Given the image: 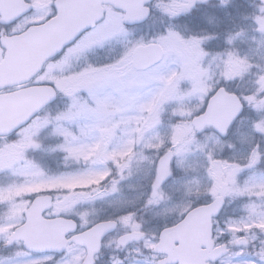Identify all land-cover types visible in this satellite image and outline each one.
<instances>
[{"label":"rangeland","instance_id":"rangeland-1","mask_svg":"<svg viewBox=\"0 0 264 264\" xmlns=\"http://www.w3.org/2000/svg\"><path fill=\"white\" fill-rule=\"evenodd\" d=\"M49 2L50 0H36L38 7L34 19L41 20L48 15ZM204 2L210 3H206L204 8L207 13L202 15L201 4ZM166 5L168 6L166 10L175 9V15H184L183 21L178 25L180 29L186 31L185 39L160 33L156 29L158 27L157 18L155 28L151 24L139 28H126L122 24L120 14L112 10L108 13L104 23L89 32L83 40L98 39L113 33L126 34L127 40L123 41L125 36L121 35L120 44H105L103 48L94 50L78 62L65 63L58 68V74L55 77L42 76L56 79L58 86L65 90H78L84 81L95 79L92 73L81 71L85 64L98 66V71L106 73L111 72L113 68H119L118 78H125L132 72L138 75L141 72L152 70L157 65H163L155 77V83L144 87L141 93L130 95L122 107L112 105L110 102L104 104L105 114L124 113L110 123L104 124V131L108 133L106 141L92 139L84 141L81 136V127L88 126L90 122L80 120L81 127H78V124L70 122L67 116L57 121L49 116L51 114L49 110L42 113V117H47L51 123L48 127L41 128L38 135L32 137L39 145L38 148L28 149L25 155L24 151L18 147L19 141H16L7 142L8 147L3 152L0 151V168L5 164H8L7 168H12V171L4 178L8 187L6 184L0 186V197L2 199L14 198L18 192L28 195L36 193L39 189L50 191L60 184L67 188L72 182H87L85 185L96 183L101 179L102 171H107L104 164L100 165V157L97 155L101 147L100 142L106 144L107 149L112 139L138 136L142 139V143H148L152 149L149 151L143 148L140 151L141 155L138 154L137 161L133 160L131 164L132 171L127 173L131 178L125 180L126 175L123 183H117L125 192H119L115 187L104 194H109L100 207V212L105 214L104 217H110L116 213L119 214L118 219L122 220V224L129 222V219L118 210L124 207L132 208L136 204L143 209L146 200L149 202L151 193L148 181L152 179L153 170L150 167L151 161H158L160 154L171 148L177 158L176 162L174 158L172 166L175 175L170 182L164 185L158 198L153 201L156 208H153L152 212L149 211L150 214L144 212V219L139 218L136 223V225H141L143 222L145 226H150L146 229L148 232L146 240L141 245L135 246L132 253L127 251V255L133 257L130 264H156L159 258L153 252L151 253V247L154 246V239L157 238L159 231L165 225L175 223L184 214V210L193 204L194 199H198V195L202 194V197L206 199L205 194L214 192L216 196L225 187L229 188L230 193H237L239 190L237 194L255 199L235 207L236 210L243 211L248 216H242L239 219L228 217L217 221L215 239L228 241L231 245L230 253L219 264H252V261L247 258L249 253L243 249V244L258 239L251 229H264V199H262L264 184L253 179V177L264 176V170L256 168L252 162L253 153L258 156L261 151H264V0L246 1L244 6L251 10L250 13H242V8L240 9L241 6L236 0H158L154 5L155 16L166 15L167 11L162 10V6ZM26 21L19 22L14 27L20 29ZM222 23H224L223 26ZM230 23L233 24L229 28ZM203 27L205 29H202ZM200 29L203 30L202 32L211 30L207 34L212 35L204 34L202 39L193 38L194 35L191 32L200 31ZM145 37H147L146 41ZM143 40L145 42L158 41L164 47L162 61L149 70H138L132 65L133 51L144 43ZM185 40L187 43L183 44L182 41ZM207 47L216 50L211 51ZM118 53L122 54L123 60L119 65H113L110 61L115 60ZM172 53L175 54L178 62L165 63ZM60 63L57 61V64ZM221 77L224 78L226 84L239 92L245 91L242 97L246 106L248 104L253 109L246 107L245 114L232 125L227 139L223 140L213 130L206 132L199 146L197 145L196 154H187L183 158L184 152L180 142L185 135L189 134V122L185 120L187 127H184L181 121L168 122L161 117L167 113L179 116L180 112L182 115L192 116L200 108H197L200 102L204 104L203 100L208 91ZM130 82L135 83L136 81ZM248 83H252L257 91ZM62 96L63 100L67 99V95L63 92ZM74 105L76 109L70 108L72 112L86 107L78 101ZM256 107L259 108L258 113ZM88 109L95 111V109ZM260 111L263 113L259 114ZM257 124L259 132L256 131ZM57 127L71 134L69 140L72 137H79L81 141H84L66 144V147L81 150L79 155L70 157L65 151L60 150L58 146L66 141L65 137L56 131ZM95 127H100V125L97 124ZM162 128L167 129L166 133H161ZM116 141V150L120 149L116 153L124 156V151L130 147V141L128 143H123L120 139ZM121 143H123L122 147ZM29 150H35L36 153L29 155ZM111 153L114 152L111 151ZM35 157L41 159L36 160ZM84 161L86 165H83ZM53 164L56 168H60L61 165L66 167L54 171ZM182 164L188 167V170L185 173L186 176L179 177ZM237 164L240 165V169H249L246 170L247 175L241 176L239 173L236 182H233V173L239 169ZM68 165L75 167L67 169ZM19 181L24 183H18ZM130 190L132 193L129 192ZM60 196L63 197V195ZM100 196L101 194L96 198ZM145 197H147L146 200ZM11 208L10 214L14 218L0 221V232L5 234L20 217L21 207L15 204ZM5 213L9 215V211ZM253 214H255L254 218ZM125 229L127 228H122L115 234L123 233ZM124 252L126 255V249ZM71 253V264H81L83 249L74 248ZM241 254H243L241 259H234L241 257ZM100 258L101 263L107 262L105 256L101 255ZM109 264H114V261H109Z\"/></svg>","mask_w":264,"mask_h":264},{"label":"snow or ice","instance_id":"snow-or-ice-1","mask_svg":"<svg viewBox=\"0 0 264 264\" xmlns=\"http://www.w3.org/2000/svg\"><path fill=\"white\" fill-rule=\"evenodd\" d=\"M29 6L21 13L20 16L14 17L11 20H0V26L3 27L5 36H8L10 33L12 35L19 34L22 29H16L14 26L18 23L22 16L32 14L37 10L38 6H35L31 3V0H25ZM50 11L45 19H51L53 16L58 15L59 8L57 4L52 3L49 5ZM42 23L43 21H39ZM37 23L36 21H30L26 27L31 26L32 24ZM96 24L86 25L84 28L80 29L71 39H68L61 43L54 51L48 55L44 61V64L40 69L34 73L32 76L27 78L19 79H10L5 80L0 77V93H15L24 88H32L38 86H47L52 89L51 93L43 98L42 101H38L37 105L29 112V114L20 120L17 123L11 124L7 127H0V136L7 142H16L19 141L18 147L26 152L30 148H38L39 145L34 142L32 139L33 136L38 135L41 128H46L51 123V120L47 117H42L44 113L53 103H55L57 97L63 92L65 95L73 99L75 103V98L80 97L85 105H91L95 111L89 110L84 107L80 111L72 112L69 110L67 113H58L55 119L57 121L65 119L67 116L70 122H75L79 125L80 120H85L90 122L88 126L81 127V136L84 138V141L88 139L92 140H101L106 141L108 133L104 131V124L110 123L111 121L119 118L124 115L123 112L111 114H105L103 112V107L106 102H110L112 105L122 107L124 103L127 102V97L133 93H141L144 87L152 85L155 83V77L159 73L163 65H157L150 71L141 72L138 75L136 72L129 73L125 78H118L119 68H113L111 72H101L97 70L98 66L85 64L82 66L81 71H86L92 73L95 79L84 81L82 86L78 90H65L62 87L58 86V81L54 78H42L37 79L41 75H47L49 77H55L58 74V68H61L65 63H75L80 59L87 57L96 49L103 48L105 44L111 43L113 40H120L121 35L125 36L123 33H113L106 34L102 38H93L90 40H83V37L86 33L94 30ZM8 51L6 43L0 42V58H3L4 54ZM123 60L122 54L118 53L115 60L110 61L113 65H119ZM57 61H60V64H57ZM178 62V59L175 57V54H170L165 63ZM70 70V69H65ZM2 73V70H0ZM135 80V83L130 81ZM226 81L223 77L215 81L214 86L208 91L204 99V104L197 110L193 115H200L206 111L208 98L215 94L222 86H224ZM235 119V118H233ZM232 121L229 122V126ZM99 124L100 127H95ZM91 128V130H89ZM222 135H227L228 128H218L217 129ZM56 131L58 134L65 137L66 143H62L58 147L60 150L65 151L70 157L79 155L81 150L72 149L66 147L68 143H82L79 137H72L69 140L71 135L67 130L57 127ZM23 138V139H21ZM101 147H105L102 143ZM86 151V149H84ZM99 155V153H97ZM172 160L173 157L165 154L157 160H152L150 167L155 171V181L152 185L153 191L149 198V202H152L153 199L158 198L160 195V189L162 188L163 182L167 179V176L172 174ZM253 163H258L256 154L253 153L252 158ZM108 164L111 166L112 161H108ZM167 165V174L164 173L163 169ZM121 167H124L123 165ZM130 170V165L128 166ZM12 168H0V172H10ZM243 169H237L233 173L232 179L233 182H236L237 176ZM115 174V168L113 172L104 176V179L101 181L103 184L106 182L111 175ZM254 180L258 181L261 184H264V176L253 177ZM114 185V189H115ZM239 190H237V193ZM237 193H227V195H235ZM29 198H34L36 193L28 194ZM209 198L217 199L215 193H209ZM264 199V197H262ZM222 210V201L220 207H217L215 215L218 217L220 211ZM255 214H253V218ZM79 229V224L76 229H72L71 233H66V236L75 234ZM253 233L256 234V238H264V229L262 228H253L251 229ZM0 237L4 238V243L2 245V251L6 253L5 255H0V264H40L43 260V264H71V255L72 253L65 247L60 248H47V247H37L34 246L31 242L27 240L23 234H18L15 239L7 238L4 232H0ZM255 239L252 242V245H243V246H254ZM241 247V245H237ZM21 249L19 251H14L15 249ZM241 257H235L234 259L239 260ZM59 258V259H58ZM252 264H264V243L260 248V251L256 254H250L247 257ZM124 258H117L114 261V264H125Z\"/></svg>","mask_w":264,"mask_h":264},{"label":"water","instance_id":"water-1","mask_svg":"<svg viewBox=\"0 0 264 264\" xmlns=\"http://www.w3.org/2000/svg\"><path fill=\"white\" fill-rule=\"evenodd\" d=\"M102 1L124 10L126 12L124 21L127 24H136L147 20L150 9L146 5L153 0H69L67 7H69L71 17L67 16L62 7H59V15L56 19L30 29L22 35L3 38L2 42L7 44L8 51L5 59L0 62V70H2L0 77L5 80L26 78L38 71L44 64L46 57L61 43L71 39L86 25L94 24L101 13L100 5ZM3 4L4 1H1L0 14L3 15L1 20H9L8 15L13 17L17 15V9L11 14L6 13L2 8ZM161 54L162 48L159 45H150L138 49L135 58L139 65L149 66L156 62ZM51 91L52 89L44 86L11 95L10 108L16 111L17 115L14 122L17 123L25 118L37 105V102L42 101ZM241 111L242 103L239 97L228 95L223 89H220L211 99L206 114L195 119L194 123H196L199 131L206 124H213L217 129L228 128L229 122L233 121V118H236ZM167 155L171 156V154ZM163 171L167 174V165H165ZM168 178L169 176H167ZM221 201L223 205V200L219 198L212 205L197 209L177 226L163 231L157 249L167 251L170 257L169 260L166 259L160 264H208V260L216 261L227 253V246L214 249V241L212 240L211 217L215 214L214 210L220 207ZM43 202L46 203L47 200ZM196 214L201 216L198 219H193V215ZM41 223L48 224L49 222L43 221ZM39 226V219L30 217L27 225L20 231L25 230L27 240L34 246L50 248L52 244L41 242L37 234ZM110 226V222L101 223L82 237L80 243L87 244L88 240L93 242L88 260L100 250L103 236L110 229H114L115 224H112L111 228L106 230ZM141 238L142 233H132L123 236L120 242L126 245ZM172 241L179 242L180 246L175 250H168L170 244H167ZM202 247L206 249L203 250Z\"/></svg>","mask_w":264,"mask_h":264},{"label":"flooded vegetation","instance_id":"flooded-vegetation-1","mask_svg":"<svg viewBox=\"0 0 264 264\" xmlns=\"http://www.w3.org/2000/svg\"><path fill=\"white\" fill-rule=\"evenodd\" d=\"M31 3L35 6H37L36 0H31ZM55 3V0H50L49 5ZM49 5H47L48 10H50ZM34 15H35V11L32 14L26 15L22 18V23L24 21H26L23 26H22V30H24L26 27V25L29 24L30 21H36L37 23H40L39 21H44L43 18L40 19H34ZM4 34V30L3 27L0 26V36H2ZM3 94V93H0ZM7 141H5L3 139L2 136H0V148L3 146H5V143ZM80 194V192H78ZM226 195H227V191H226ZM70 197H66L64 200H59V201H55L52 207V215L54 216H65L66 218H79L80 217V206L79 204H77L75 201H71V199H69ZM227 201V198H226ZM228 203V201H227ZM227 203H226V207H227ZM226 207L224 208V211L222 212V214L226 211ZM2 207H0V213H1ZM84 210H88L90 211V207L89 206H85ZM228 215L229 216H235L236 213L234 211H228ZM77 220V219H76ZM78 221V220H77ZM71 236V235H70ZM68 236V237H70ZM116 242V235L114 234H110L108 236H106V239H104V247L106 246L107 248H109L110 252H118L119 248L116 246L115 244ZM2 245L0 244V252H2ZM77 245L75 244H69L67 246V249L69 250V252H71L72 249H74V247H76ZM79 247V246H77ZM103 247V248H104ZM59 259V258H58Z\"/></svg>","mask_w":264,"mask_h":264},{"label":"trees","instance_id":"trees-1","mask_svg":"<svg viewBox=\"0 0 264 264\" xmlns=\"http://www.w3.org/2000/svg\"><path fill=\"white\" fill-rule=\"evenodd\" d=\"M164 8H165V9H164ZM167 8H168L167 5L164 6V7L162 6V10H165V11H166ZM157 17H158V16H157ZM158 18L161 19V20H159V23H160L159 25H161L162 27H165V26H166V27L172 29V28L175 26L174 23H170V22L168 21L167 14H166V15H162V14H161ZM161 26L157 27L156 29L160 31Z\"/></svg>","mask_w":264,"mask_h":264},{"label":"bare ground","instance_id":"bare-ground-1","mask_svg":"<svg viewBox=\"0 0 264 264\" xmlns=\"http://www.w3.org/2000/svg\"><path fill=\"white\" fill-rule=\"evenodd\" d=\"M166 130H167L166 128H162L160 131H161V133L164 134V133H166ZM163 134H162V135H163Z\"/></svg>","mask_w":264,"mask_h":264}]
</instances>
